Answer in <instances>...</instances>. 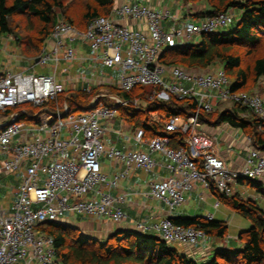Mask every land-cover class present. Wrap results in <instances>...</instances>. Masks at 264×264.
Returning <instances> with one entry per match:
<instances>
[{
	"label": "built area",
	"instance_id": "1",
	"mask_svg": "<svg viewBox=\"0 0 264 264\" xmlns=\"http://www.w3.org/2000/svg\"><path fill=\"white\" fill-rule=\"evenodd\" d=\"M113 14L138 24V28L102 16L81 31L63 18L50 34L51 50L45 48L37 58L43 66L53 63V75L0 72V113L15 110L8 114L7 121L0 122V154L5 156L0 161V176L21 174L13 211L0 215V264H63L53 238L40 228L60 221L66 214L123 223L126 215L117 204H123L126 197L114 198L102 188H115L134 167L151 173L157 166L153 153L166 157L164 167L171 176L149 182V195L170 211L182 206L185 193L194 191L197 185L205 190L215 188L231 197L240 179L256 181L264 177V153L251 137H246L244 164L235 170L217 154L213 139L197 133L201 113H212L224 103L264 119V99L256 93L233 91L223 68L187 70L165 68L159 63L166 48L195 43L201 35L224 31L235 24V15L226 12L198 18L196 13L187 11L183 22L166 26L172 20L170 12H158L137 1L122 3ZM76 41L88 42L92 58L119 72L121 92L131 94L136 88L147 87L152 90L151 96L147 100L127 101L111 96L110 104L96 100L89 111L80 114L70 113L66 103L50 109L47 105L66 92L64 83L56 78L59 64L83 59L73 46ZM171 96L196 102V111L187 119L172 117L164 123L168 133L180 131L186 136L185 147L173 148L167 135L146 139L142 128L136 130L134 140L145 144L148 152H122L105 145L104 123L117 118L120 108L141 110L143 102H164ZM26 105L40 111L30 116ZM23 116L32 117L31 123L21 119ZM102 156L110 162H124L126 169L108 177L99 162ZM87 194L92 197L82 199ZM219 205L217 202L214 206ZM205 219L211 221L213 217L208 215ZM152 229L168 245L195 247L213 242L202 229L177 225L169 218ZM136 230L146 233L151 227L137 224Z\"/></svg>",
	"mask_w": 264,
	"mask_h": 264
},
{
	"label": "trees",
	"instance_id": "2",
	"mask_svg": "<svg viewBox=\"0 0 264 264\" xmlns=\"http://www.w3.org/2000/svg\"><path fill=\"white\" fill-rule=\"evenodd\" d=\"M68 0H0V37L14 34L11 19L17 16H32L44 24L38 40V48L42 47L50 37L59 12L65 11ZM116 0H92L84 5L80 21L72 19L67 13L65 20L83 31L88 24L98 17H109ZM187 3L206 4L211 10L198 13L196 17H212L230 10L238 11L239 18L233 27L201 35L194 44L179 46L177 44L166 48L159 57V63L165 68L181 67L187 70L205 71L216 64H221L229 80L232 90L246 91L254 81L264 79V0H184ZM77 21V22H76ZM56 25V24H55ZM19 41V38H18ZM245 50L244 55L240 53ZM250 61L245 65L244 57ZM152 90L147 87L136 88L131 94L120 93L127 100L142 98L147 100ZM65 103L70 113L80 114L91 109L92 94L74 92L66 94ZM148 96V97H147ZM103 102V100H99ZM49 103L47 106L50 107ZM145 110H135L132 107L120 108V114L131 125L142 128L146 137L167 135L171 138L172 147L186 146V136L180 132L168 133L164 123L172 117L187 119L196 111L194 100H179L173 96L168 101H148ZM25 109L27 107H24ZM55 110L56 106L50 107ZM237 110H224L218 113H201L199 122L215 125L228 124L241 130L251 137L264 150V119L258 118L248 110L236 107ZM29 109V108H28ZM40 109L29 110L28 115L39 112ZM9 111L7 114L13 113ZM156 113L161 121H154L152 114ZM32 117H21L27 122ZM256 189L259 185L252 180L240 179ZM220 201L229 206L235 213L251 222L247 231L241 232L239 240L243 244L241 250L220 251L206 264H264V211L257 202L244 201L238 195L226 197L215 188ZM184 227L202 229L212 240L225 238L228 226L217 221H208L201 217L172 220ZM41 231L50 235L58 258L63 264H199L181 255L175 248L155 236L135 231H117L104 242L92 239L75 227L60 223L41 225Z\"/></svg>",
	"mask_w": 264,
	"mask_h": 264
},
{
	"label": "crops",
	"instance_id": "3",
	"mask_svg": "<svg viewBox=\"0 0 264 264\" xmlns=\"http://www.w3.org/2000/svg\"><path fill=\"white\" fill-rule=\"evenodd\" d=\"M135 1L141 2L151 7L152 9L157 10L158 12H170L172 20L166 22V26H169L173 23L180 24L181 22H183L186 19L187 11H192L193 13L198 14L206 13L207 11L211 10L206 4L194 5L192 3H187L184 0H116L114 9L124 2L132 3ZM114 9H112V11L110 12V18L115 20L117 23L128 25L135 29L138 28L139 25L132 21H124L117 18L113 14ZM52 46L53 43L49 39L47 50L50 51ZM73 46L76 48L78 56L83 59L75 61L73 63L61 62L64 63V67L62 68L61 72H59V67L61 64L60 63L58 66V71L56 73L57 80L64 83L65 85V93L70 94L74 92H86L88 94H92L93 97L91 100V106L93 102L100 99L103 100L105 104H110L111 96L119 97L121 100L127 101V99L120 96V93L123 92L120 91L118 86L120 80L119 72L116 69L104 67L100 59L92 58L90 54V45L88 42L76 41L73 43ZM36 59L35 61L37 62ZM218 68L212 67L208 70ZM5 70L11 69L1 68L0 72ZM106 70L116 73L115 75L110 74L107 76ZM53 74L54 72L48 75ZM66 74L71 75L66 77ZM141 104L142 109L145 110L147 108L146 102H143ZM227 110H231V108ZM216 111H219V108ZM216 111L212 113H216ZM156 115V113H153L151 115L154 121H157L155 119ZM114 120V125H112L111 122L104 123L106 132L103 137V141L106 146L114 147L115 149H118L122 152H148V147L145 144L137 143L134 140L135 144L131 145L130 143H127L128 141H124V138H126V136H123L125 130L133 128V132L135 134L136 130L139 128L131 125L125 118L122 117L120 113L117 118L113 119V121ZM200 125L201 127L197 128V133L208 136L215 141V151L220 157L225 160L228 167L235 170L241 168L247 155L246 137L249 136L244 134L241 130L229 126L228 124H221L225 126L224 128L226 130H228V128H232L241 131L245 136V140L242 143L231 139V137L229 139L224 138L223 140H219L217 137L222 133V131L217 130L219 127H221V125L199 122L198 127ZM145 138L151 139L149 138V136L146 137V135ZM252 141L254 145H257L253 139ZM261 152L264 153V150L262 149ZM152 157L156 161L157 166L151 173H147L142 169H137L134 167L130 170L128 177L120 181V183L115 188H102L103 191L110 193L114 198H117L119 196L126 197V201L123 204H117V206L126 215V219L123 223L117 224L109 221L104 217H88L83 214H66L65 217L60 219V221L58 222L75 227L86 236L99 242H104L108 237L120 230L138 232L136 230L137 224H143L147 227H151L150 231L142 234L157 237L152 227L167 218L178 220L201 217L205 219V217L211 215L213 217L211 221H217L227 225V222L229 220L227 221L225 220V218L228 216H235V214H237L229 206L220 201L219 197L213 189L205 190L200 185H197L194 191L185 193L186 201L182 206L174 209L173 211H170L167 206H165L163 203H160L159 201L154 200L149 195V182L160 181L171 176V173L164 167L165 163L167 162L166 157L161 155L160 153H153ZM4 158L5 156L0 154V161ZM99 162L102 168V172L110 178L123 172L126 169L124 162H110L105 156H102ZM255 182L259 185V187L256 189L250 187L246 182H239L235 187V195H238L239 198L244 201L257 202V200L264 199V177L262 179L256 180ZM20 184V173H3L0 176V215L9 214L13 211V204L15 202L16 193ZM251 188L255 190L256 195H252L250 193L249 189ZM91 197L92 196L90 194H87L82 199L86 200L90 199ZM202 197L203 199H201ZM217 202H219L220 205L216 208L214 205ZM222 206L225 207L224 210L222 209ZM262 210L264 211V209ZM248 229L249 228L243 229L241 232L247 231ZM174 245L181 246V249L179 247H174ZM169 246L175 248L181 255H184L199 264H206L210 262L217 252H232L241 250L243 248V244L239 240V236L236 242H228L227 237H225L222 239H213L211 245L188 247L178 243H172ZM20 264H24V262H21Z\"/></svg>",
	"mask_w": 264,
	"mask_h": 264
},
{
	"label": "rangeland",
	"instance_id": "4",
	"mask_svg": "<svg viewBox=\"0 0 264 264\" xmlns=\"http://www.w3.org/2000/svg\"><path fill=\"white\" fill-rule=\"evenodd\" d=\"M88 1H92V0H68L65 3V8H66L65 11H62L61 13L58 10L56 23L58 22V20L66 18V15H64L63 12L67 13V15L70 16L72 19L80 21L82 16V10L84 9L85 3ZM237 1L244 2L248 0H237ZM249 1H260V0H249ZM229 12L233 13L237 19L239 18L240 13L238 11L230 10ZM55 24L49 26V29H52V27L55 26ZM11 27L13 29L14 34L0 37V69L10 68L14 72H25V73H31L37 75H47L52 73L54 68L53 63H48L47 65L43 66L35 61V59L38 58L44 52V49L45 48L47 49V44L50 39L48 38L45 41L44 45L38 48L39 47L38 40L41 37L40 32L45 27L44 24L32 16H17L11 19ZM263 48L264 47H261L260 50H262ZM240 53L244 55L245 50H241ZM246 57L247 56L244 57L245 65L250 61V59ZM63 65L64 63L60 64L59 72H61L62 68L64 67ZM214 67L218 68L223 66L221 64H216ZM106 72H107V76L110 74L115 75L116 73L108 70H106ZM71 74H66L65 76L67 77ZM247 90L250 93H256L260 95L264 99V79L261 78L258 81H254L253 83H251V85L248 87ZM64 97L67 96L65 94L61 95L57 99V101H54L50 104V107L63 106L65 104ZM24 107H27L26 108L27 112H29V110H36L37 108L31 105H26ZM236 107L237 106H235L234 104L224 103L220 105L219 111H216V113L218 112L220 113L230 108L237 110ZM247 113H249V111H247ZM8 118H9L8 114L0 113V122L7 121ZM155 119L157 121H160L158 115L155 116ZM110 122L112 125H114L115 120L114 121L111 120ZM200 127L201 125L198 128ZM224 127H225L224 125H221V127H219L217 130V131L219 130L222 131V133L217 137L219 140H223L224 138L229 139L230 137L231 139H234L239 143H242L245 140V136L241 131L232 128H228V130H226ZM125 132L123 134V136H126V138H124V141H128L127 143L134 145L135 141L133 139L134 138L133 128H129L128 130H125ZM249 190L252 195H256L255 190H253L252 188ZM257 203L260 206V208L264 209V199L257 200ZM222 209L224 210L225 207L222 206ZM225 220L227 221L229 220L227 222L228 242H236L238 236L241 234V231L243 229L251 227V222L238 214H235V216H228L225 218ZM174 247L176 248L179 247L181 249V246L179 245H174Z\"/></svg>",
	"mask_w": 264,
	"mask_h": 264
},
{
	"label": "water",
	"instance_id": "5",
	"mask_svg": "<svg viewBox=\"0 0 264 264\" xmlns=\"http://www.w3.org/2000/svg\"><path fill=\"white\" fill-rule=\"evenodd\" d=\"M37 60V62H38V59H36Z\"/></svg>",
	"mask_w": 264,
	"mask_h": 264
}]
</instances>
